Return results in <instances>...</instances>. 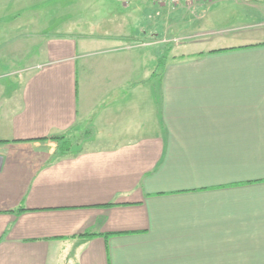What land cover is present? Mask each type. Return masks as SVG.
Instances as JSON below:
<instances>
[{"label":"crops","instance_id":"crops-1","mask_svg":"<svg viewBox=\"0 0 264 264\" xmlns=\"http://www.w3.org/2000/svg\"><path fill=\"white\" fill-rule=\"evenodd\" d=\"M152 13L0 0V264H264V27L157 70Z\"/></svg>","mask_w":264,"mask_h":264},{"label":"rangeland","instance_id":"rangeland-1","mask_svg":"<svg viewBox=\"0 0 264 264\" xmlns=\"http://www.w3.org/2000/svg\"><path fill=\"white\" fill-rule=\"evenodd\" d=\"M146 1L152 6L153 13L151 17L155 19L153 22L155 23L156 31L150 43L156 48L157 70H159L158 58L160 55L162 60L164 58L163 54L169 52V50L173 51V53L174 51L179 52L180 48L177 44L195 42L204 38L205 36H202L204 31H211V29H215L213 31H216L226 27H235L236 29L233 32H240L247 31L251 27L252 29L264 27V0H220V4L216 8H213L212 15L208 14L207 17H204L203 21H196L197 19L193 13L184 14L182 19L185 21L178 18L179 16L174 15L167 19V15L164 13L158 15V11L160 10L158 8L162 6L155 5L157 6L155 8L149 0ZM195 2L200 1L195 0L192 3L180 4L172 8L177 9L182 6L191 8ZM177 21H182V25L170 29L168 23L170 22L171 25ZM168 27L169 29H167ZM140 43L142 44V41ZM141 47L145 46L142 45Z\"/></svg>","mask_w":264,"mask_h":264},{"label":"built area","instance_id":"built-area-1","mask_svg":"<svg viewBox=\"0 0 264 264\" xmlns=\"http://www.w3.org/2000/svg\"><path fill=\"white\" fill-rule=\"evenodd\" d=\"M126 2L135 1V0H124ZM153 5L157 6H169L176 7L180 4L192 3L195 0H149Z\"/></svg>","mask_w":264,"mask_h":264}]
</instances>
